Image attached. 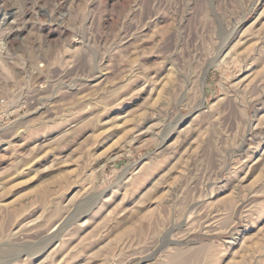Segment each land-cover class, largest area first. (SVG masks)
Returning a JSON list of instances; mask_svg holds the SVG:
<instances>
[{"label":"rangeland","instance_id":"374dc122","mask_svg":"<svg viewBox=\"0 0 264 264\" xmlns=\"http://www.w3.org/2000/svg\"><path fill=\"white\" fill-rule=\"evenodd\" d=\"M0 264H264V0H0Z\"/></svg>","mask_w":264,"mask_h":264},{"label":"bare ground","instance_id":"6f19581e","mask_svg":"<svg viewBox=\"0 0 264 264\" xmlns=\"http://www.w3.org/2000/svg\"><path fill=\"white\" fill-rule=\"evenodd\" d=\"M53 235V234H52ZM56 237V236H55Z\"/></svg>","mask_w":264,"mask_h":264}]
</instances>
